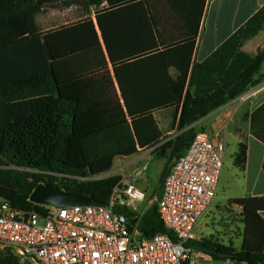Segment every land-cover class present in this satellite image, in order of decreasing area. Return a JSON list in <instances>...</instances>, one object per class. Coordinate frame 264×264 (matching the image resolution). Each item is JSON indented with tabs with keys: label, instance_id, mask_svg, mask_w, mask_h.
Returning <instances> with one entry per match:
<instances>
[{
	"label": "trees",
	"instance_id": "obj_1",
	"mask_svg": "<svg viewBox=\"0 0 264 264\" xmlns=\"http://www.w3.org/2000/svg\"><path fill=\"white\" fill-rule=\"evenodd\" d=\"M69 1L0 0V199L45 214V206L28 200L44 184L106 205L119 177L77 178L99 177L115 160L159 145L154 113L172 110L179 112L178 135L156 149L166 160L158 196L136 227L144 239L164 234L174 240L157 213L164 179L199 132L192 125L256 84L264 49L249 56L241 47L263 29L264 5L204 61L192 63L205 0L199 12L196 0V20L171 25L185 36H163L167 23L160 20L179 12L175 4L183 0H83L84 19L40 32L36 17ZM245 120L264 145V103ZM246 152L237 146L233 166L240 172ZM228 205L240 209L239 249L211 239L187 245L215 262L264 264V197ZM0 264L19 263L6 253Z\"/></svg>",
	"mask_w": 264,
	"mask_h": 264
},
{
	"label": "built area",
	"instance_id": "obj_2",
	"mask_svg": "<svg viewBox=\"0 0 264 264\" xmlns=\"http://www.w3.org/2000/svg\"><path fill=\"white\" fill-rule=\"evenodd\" d=\"M153 150L144 153L150 155ZM224 150L222 140L197 132L173 162L156 204L159 219L174 240L164 234L141 237L136 227L142 215L138 206L146 195L137 182L145 180L147 165L125 173L123 162L117 160L113 171L119 181L106 205L61 209L45 206L47 212L38 214L14 209L0 199V256L10 254L19 264H199V260L242 264L232 260L215 262L187 245L200 240L192 233L212 205ZM123 211L132 213L130 218L136 222L132 224Z\"/></svg>",
	"mask_w": 264,
	"mask_h": 264
},
{
	"label": "crops",
	"instance_id": "obj_3",
	"mask_svg": "<svg viewBox=\"0 0 264 264\" xmlns=\"http://www.w3.org/2000/svg\"><path fill=\"white\" fill-rule=\"evenodd\" d=\"M263 5L264 0H205L203 13L199 15V19L197 18L199 27L191 62L201 63L204 61ZM197 6V12H199L200 0H198ZM175 7L180 9L179 12L170 10L160 18L162 22L167 23L163 36H185L187 32L185 29H172L171 25L174 26L173 23H177V27H179L180 23L181 27L185 21L196 20V0H183L180 3L177 2ZM43 22L44 25L39 27L36 21L40 32L56 29V27L50 26V19H45ZM263 45L264 25L256 36L244 42L241 51L249 56H254L259 49L263 48ZM255 79L256 84L249 87L239 97L227 102L192 125L197 131L206 133L210 139L222 140L225 147L228 146V139L233 140L236 146L239 144L246 146V163L242 172L241 194L230 200L264 197V173L262 170L264 145L251 135L249 122L245 120L246 116L264 103V61ZM178 115L179 112L174 113L172 110L154 113L162 140L159 145L151 148L154 149L153 151L178 135L176 131ZM144 151L139 150L136 155L127 159H117L123 162L125 173L133 172L139 166L146 164L144 161L148 155ZM232 209L236 210L238 214L240 213L238 207H232ZM260 216L264 220V212H261Z\"/></svg>",
	"mask_w": 264,
	"mask_h": 264
},
{
	"label": "rangeland",
	"instance_id": "obj_4",
	"mask_svg": "<svg viewBox=\"0 0 264 264\" xmlns=\"http://www.w3.org/2000/svg\"><path fill=\"white\" fill-rule=\"evenodd\" d=\"M85 7L83 0H70L65 4L46 7L36 17V21L40 27L44 25L43 21L45 19H50V26L57 29L63 25L65 26V24H74L84 19L87 16ZM227 144L212 205L207 213L199 219L192 234L196 239H211L222 245L231 244L235 249H239L242 240V225L238 212L228 205V201L231 198L240 196L243 176L242 172L233 166L237 146L231 139H228ZM150 153L144 161L147 164L145 180L137 182V187L146 195L144 202L138 206L141 214L155 203V198L158 196L156 189L158 179L166 162L165 158H162L156 150L150 151ZM114 164L109 172L101 175L102 179L118 177V174L113 171ZM207 262L204 260L198 261L199 264H208Z\"/></svg>",
	"mask_w": 264,
	"mask_h": 264
},
{
	"label": "water",
	"instance_id": "obj_5",
	"mask_svg": "<svg viewBox=\"0 0 264 264\" xmlns=\"http://www.w3.org/2000/svg\"><path fill=\"white\" fill-rule=\"evenodd\" d=\"M28 200L34 205L48 206L58 209L73 206H89L92 204L91 199L88 196L49 188L44 184H38L37 186H35ZM114 208L116 211H120L117 206H115ZM123 213L128 217H133V214L130 212L123 211ZM135 222L136 219H133L131 223L134 224Z\"/></svg>",
	"mask_w": 264,
	"mask_h": 264
}]
</instances>
